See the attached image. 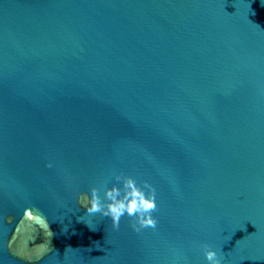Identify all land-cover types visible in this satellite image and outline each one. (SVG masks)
I'll return each mask as SVG.
<instances>
[{
	"label": "water",
	"instance_id": "1",
	"mask_svg": "<svg viewBox=\"0 0 264 264\" xmlns=\"http://www.w3.org/2000/svg\"><path fill=\"white\" fill-rule=\"evenodd\" d=\"M128 177L155 228L85 216ZM205 243L264 264V0H0V264H207Z\"/></svg>",
	"mask_w": 264,
	"mask_h": 264
},
{
	"label": "clouds",
	"instance_id": "2",
	"mask_svg": "<svg viewBox=\"0 0 264 264\" xmlns=\"http://www.w3.org/2000/svg\"><path fill=\"white\" fill-rule=\"evenodd\" d=\"M116 179L119 181L120 177L117 176ZM123 185V189L118 184L106 185L103 188V195H101V190L97 186H93L88 192L82 193L78 197V204L85 209V216L99 214L102 217H108L111 220L112 227L118 229L121 217L127 215L135 218L132 228L136 232L149 227L155 228L158 220L152 215V212L157 208L154 192L145 193L134 186V180L131 177L126 178ZM77 210L71 202L65 205L64 208L66 215ZM26 215L30 219L42 221L51 238L53 233L49 228V221L43 214L36 215L26 210ZM77 219H83V217H77ZM91 228L95 230V228ZM201 248L207 264H223L221 253L217 248L206 243L202 244Z\"/></svg>",
	"mask_w": 264,
	"mask_h": 264
}]
</instances>
